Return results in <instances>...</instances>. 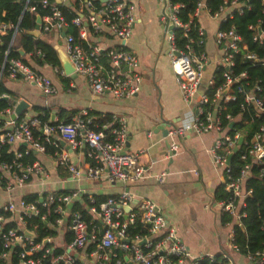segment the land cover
I'll list each match as a JSON object with an SVG mask.
<instances>
[{"label": "built area", "instance_id": "2783aa9c", "mask_svg": "<svg viewBox=\"0 0 264 264\" xmlns=\"http://www.w3.org/2000/svg\"><path fill=\"white\" fill-rule=\"evenodd\" d=\"M15 1L22 6L19 17L24 12L35 17L38 15L37 7L46 11L38 15V30L41 33L47 34L53 30L60 33L65 28L61 36L62 52L70 62L72 72L85 80L91 96L108 94L118 99L129 98L139 91V62L134 53L125 49L135 19L133 3L128 0ZM259 1L264 16V0ZM60 6L74 12L69 21L65 20ZM179 6L165 0L168 25L172 28L163 32V38L166 42V58L173 69L176 86L181 99L186 105L192 106V116L168 129V150L176 151L177 139L188 131L197 134L216 132L209 151L212 162L222 168V188L227 197L214 200L212 205L221 214L232 217L234 226H240L241 219L246 215L244 199L250 194V190L244 186V180L249 175V163H244L237 175L232 177L226 159L233 147L246 144V152L240 155V159L249 155L253 162L260 165L258 174H263L264 124H259L249 140L244 141L241 131L233 126L239 116L231 117L228 113L222 115V111L225 109L224 104L233 101L239 93L243 103L253 106L254 117L264 114L263 100L257 95L261 87L255 84L250 91H244L239 83L247 77L245 71L233 74L231 70L233 55L239 51L243 50L242 59L246 62L256 63L259 59L253 52L247 51L244 44L240 45V35L234 25L226 29L217 27L212 39L218 56L211 75L203 81V70L209 62L204 49L206 33L198 24L193 36L189 22H181L176 15ZM243 6L246 5L237 0H223L217 10L210 12L202 0H197L192 15L197 18L204 13L219 24L231 17V8L235 7L240 13ZM160 18L163 20V17ZM68 24L75 28V34L67 32ZM176 28L181 30V37L185 38L181 45L175 42L173 30ZM248 28L253 27L249 25ZM9 29L10 38L0 61V80L3 75L14 78L21 74L27 83L33 84L42 94H53L55 88L49 78L20 58L9 56L18 34L17 26L0 22V35ZM105 38L115 40L116 44L105 45ZM252 40H264V31H258ZM35 53L42 55L39 50ZM31 54L27 52L28 56ZM53 68L63 75L61 70ZM216 71H219L218 76ZM217 78L219 81L216 84ZM4 96V93L0 94L1 98ZM9 107L0 110V148L6 145L7 151L12 153L11 159L0 161V211L8 213L7 217L0 213V260H5V264H9L13 254L16 264H43L42 258L49 253V248H43V245L51 240L50 237H44L41 242L34 241L36 225L27 222L31 217L42 220L47 230L58 232L64 228L69 233L70 238L63 252L52 257L49 264L58 261L61 264H74L76 256L73 253L79 250L84 251L85 258L91 259L93 264H122V261L127 264H198L203 258H214L209 253L189 252L175 228L168 224L160 207L152 200L136 197L128 190V184L145 177L146 168L138 159L141 151L131 152L126 146L127 134L122 118L115 119L113 124H101L97 130H93L89 127L91 117L87 116L86 109L69 122H50L43 113L11 118L9 115L13 110ZM240 109H243L242 104ZM239 136H242V140L238 145ZM58 139L65 144H58ZM14 145L17 147L12 148ZM19 146H22V150L18 149ZM31 149L38 155L48 154L52 166L63 170L71 181L118 182L122 188L100 202H96L94 195L86 194L79 187L48 190L45 187L49 184V176L43 163L35 158L31 161L24 158ZM153 177L157 183H162L166 172L156 173ZM28 187L38 189L23 192ZM29 195L33 196L32 199L25 200L24 197ZM76 202L87 211L90 217L88 222L73 208ZM125 206L129 207L127 212L123 210ZM204 207L210 209L211 206L205 204ZM48 214L53 216L51 220ZM8 222L12 225L5 227ZM136 224L140 226L142 234L134 231ZM233 238L232 228L224 247L217 253L226 264H235L230 257L232 253L240 254ZM141 240L142 243L138 244ZM38 251L40 255L36 256ZM240 255L252 264H264V242L262 248L253 255Z\"/></svg>", "mask_w": 264, "mask_h": 264}, {"label": "crops", "instance_id": "0c3cea01", "mask_svg": "<svg viewBox=\"0 0 264 264\" xmlns=\"http://www.w3.org/2000/svg\"><path fill=\"white\" fill-rule=\"evenodd\" d=\"M128 1L134 5L135 19L125 49L137 56L141 75L140 89L132 97L118 99L108 94L91 96L85 80L80 76L71 77L64 73L60 62L59 68H56L61 70L63 75H59L54 71L53 66L43 62L39 54L35 53L40 57L38 60L32 54L28 56L24 53L17 46L19 33L12 47L16 50L21 49V54L17 51L19 56L33 69L49 78L55 92L50 95L42 94L19 74L14 78L3 75L0 84L9 92L5 94L8 98L16 101L22 99L27 103L28 106L20 116L43 113L50 122L63 121L64 118L72 119L86 109L94 112L101 119L108 116L112 120L122 118L127 134V148L131 152L141 151L138 159L146 168L145 177L128 184V190L136 197L148 198L160 207L168 224L175 228L176 234L189 252L215 255L224 247L227 235L234 226L232 217L222 221L224 215L212 205L213 192L223 182L222 168L212 162L209 151L217 134L213 131L204 134L188 131L177 139L178 148L171 156L163 153V138L156 125L161 119L181 124L192 116V106L186 105L181 99L173 69L166 58L160 1ZM164 11L166 13V8ZM197 21L206 33L204 49L209 62L202 74V80L206 81L213 71L218 56L212 39L218 24L204 13L199 14ZM211 26L210 30L213 32L209 35L208 29ZM61 36V32L57 33L53 30L47 34L39 31L38 37H32L49 44L56 52L57 49L62 50ZM104 44L114 46L116 41L105 38ZM7 102L9 103V100ZM9 106L10 110H13V107ZM1 117L5 119L4 116ZM57 141L61 146L65 144L62 140ZM16 147L17 145L12 146V148ZM33 154L34 158L45 166L49 176V184L45 187L48 190L57 191L61 188L70 190L79 187L86 194L110 196L118 193L122 188L118 182L71 181L63 170L52 166L48 154ZM162 171L166 172V177L162 183H157L153 175ZM37 189L28 187L24 188L23 192H33ZM205 204L210 205V209H206ZM75 206L79 204L76 202L74 209ZM82 206L80 204L79 207ZM69 238V233L62 228L56 231L50 240L52 245L64 248ZM73 254L81 264H93L91 259L85 258L84 251L79 250ZM230 257L235 264H252L240 254L232 253Z\"/></svg>", "mask_w": 264, "mask_h": 264}, {"label": "trees", "instance_id": "16d2710c", "mask_svg": "<svg viewBox=\"0 0 264 264\" xmlns=\"http://www.w3.org/2000/svg\"><path fill=\"white\" fill-rule=\"evenodd\" d=\"M204 7L207 8L210 12L217 10V8L222 4L223 0H202ZM229 1V0H226ZM172 4L180 5L177 10V17L181 22H189L190 32L194 36L195 28L198 26L197 18L192 15L197 0H170ZM238 3H244L246 6L241 8V12L238 13L236 8H231V17L226 18L225 21H221L218 24L219 29H226L230 25H234L236 31L240 35V45L244 44L245 48L249 52H253L256 57L259 59L256 63L246 62L242 59V51L233 55L234 65L231 70L233 74H238L242 71H245L246 78L243 79L239 84L244 91H250L255 84H258L261 87V90L257 92V95L262 98L264 105V40L261 42L252 40L253 35L257 34L258 31H264V16L260 11V1L259 0H237ZM227 5V4H225ZM21 3L15 0H0V22L12 23L17 26V31L19 33V39L17 46L20 47L24 53L31 52L32 55L38 60L42 59L43 62L50 64L53 67L59 68V60L57 54L52 46L45 43L40 39H34L27 32L33 28L35 17L28 12H21ZM65 20L69 21L71 17L74 16V12L65 7H59ZM46 12L44 9L37 7L36 13L42 15ZM251 25L253 28H248ZM67 32L75 34V28L71 25H67ZM175 35V42L178 45H181L185 38L181 37V30L176 28L173 30ZM11 30H7L4 35H0V61L2 59V53L7 48L8 41L10 38ZM39 50L42 54L40 57L35 54ZM9 56L20 58L22 61L27 63L25 59L19 56L16 48H10ZM263 59V60H262ZM216 76H218L219 71H216ZM216 79V84L218 82ZM236 86V85H234ZM9 94L3 86L0 84V94ZM243 105V109H240V105ZM222 105V104H221ZM9 107V104L6 100L0 97V110ZM225 109L222 111V115L225 113L230 114L231 117L239 116V120L234 123L238 130L241 131L244 137V141H248L251 135L257 129L259 124H264V114L260 116H253V106L242 102V95L237 93L233 101H229L224 104ZM87 116L91 117V123L89 127L93 130H97L101 124L114 122L110 116L103 119L97 117L94 112L87 111ZM69 118H64L63 122H69ZM8 146L4 145L0 148V161L9 160L12 157V153L7 151ZM19 150H22V146H19ZM50 150V149H49ZM246 144H240L237 150L231 155L228 161L229 171L232 177L236 176L238 170L242 167L244 163H249V175L246 176L244 180V186L246 189L250 190V194L247 195L244 199V211L245 217L241 219L240 226H233V243L237 246L238 252L240 254H249L253 255L256 251L262 248L264 242V173L259 175L260 165L253 162L249 155H246L244 159H240L241 154H245ZM24 158L28 161L34 159V154L32 151L28 152ZM112 196V195H110ZM106 195H96V202L105 200ZM33 196H25V200H31ZM84 197V196H83ZM227 197L226 192L223 191L222 184H219L214 192L213 199H225ZM82 218L88 222L90 219L89 215L85 208H80L75 206ZM0 213L7 217V212ZM224 215V214H223ZM48 218L51 220L52 215L48 214ZM222 221L229 220L227 215L222 216ZM30 224H35V239L36 242H41L44 237H52L55 235L53 230H47L45 228V223L37 217H31L27 220ZM12 223H6L5 227L11 226ZM134 231L140 230V226L136 224ZM49 248V253L42 258L43 264H49V261L52 257L63 252V248L59 246H54L52 243H45L43 248ZM16 251V249H15ZM40 255V251L36 253V256ZM5 260H0V264H5ZM9 264H16V256L13 254L9 259ZM55 264H61V262H56ZM74 264H81L79 259L76 257ZM122 264H127L122 261ZM198 264H226V261L220 256V254H215L212 260L201 259Z\"/></svg>", "mask_w": 264, "mask_h": 264}, {"label": "water", "instance_id": "95a60500", "mask_svg": "<svg viewBox=\"0 0 264 264\" xmlns=\"http://www.w3.org/2000/svg\"><path fill=\"white\" fill-rule=\"evenodd\" d=\"M57 1V0H56ZM160 4H161V17H163V32L166 30V29H171L172 26L171 25H168V20H167V14L165 13L164 9H165V0H160ZM39 22H40V19H39V16L36 15L35 17V24H34V27L32 30H29L27 33L29 35H32L34 37H38L39 35V30H38V26H39ZM64 31H65V28H62L61 30V35L64 34ZM163 32H162V36H163ZM20 54L22 53V50L21 49H18L17 50ZM56 54H57V57H58V60L61 64V67L63 68V71L64 73L68 74L69 76L73 77L75 76V74L72 72V67L70 65V62L68 61L67 57L64 55V53L62 52V50L60 49H57L56 50ZM21 75V74H19ZM4 100H9V103L10 105L13 107V112L11 114V118H13L14 116H19L22 111L28 106L27 103L22 100V99H19V100H14V99H11V98H8L7 96H4L2 97ZM175 125V123L173 122H167L163 119H161V121L156 125V128L160 131L161 133V137L163 138V153H167L168 155H172L174 152L173 151H169L168 148H169V137L167 136V132H168V129L170 127H173ZM232 125V122L229 123V126ZM241 140H242V136H239L238 137V140H237V144L239 145L241 143ZM128 145V143L126 142V146ZM237 150L236 147H233L231 152L228 154L227 156V159H226V163H228L231 155ZM31 151L33 153H35L36 151L31 149ZM123 210L124 212H127L129 210V207L128 206H125L123 207ZM46 242V240H45ZM142 243V240L138 242V244H141ZM124 260H126V257H124ZM130 263V262H128ZM131 264V263H130Z\"/></svg>", "mask_w": 264, "mask_h": 264}, {"label": "rangeland", "instance_id": "374dc122", "mask_svg": "<svg viewBox=\"0 0 264 264\" xmlns=\"http://www.w3.org/2000/svg\"><path fill=\"white\" fill-rule=\"evenodd\" d=\"M210 29H212V26L208 30H210ZM212 32H213V30L212 31L210 30V32H208L209 35H211Z\"/></svg>", "mask_w": 264, "mask_h": 264}]
</instances>
